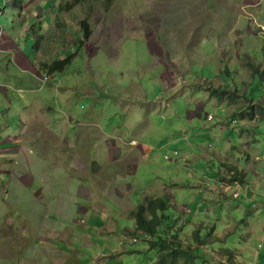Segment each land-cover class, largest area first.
<instances>
[{
    "label": "rangeland",
    "instance_id": "obj_1",
    "mask_svg": "<svg viewBox=\"0 0 264 264\" xmlns=\"http://www.w3.org/2000/svg\"><path fill=\"white\" fill-rule=\"evenodd\" d=\"M263 226L264 0H0V264H264Z\"/></svg>",
    "mask_w": 264,
    "mask_h": 264
},
{
    "label": "trees",
    "instance_id": "obj_2",
    "mask_svg": "<svg viewBox=\"0 0 264 264\" xmlns=\"http://www.w3.org/2000/svg\"><path fill=\"white\" fill-rule=\"evenodd\" d=\"M80 25H81V28H82L83 37L85 39H88L89 36H90V31H88V27H87L86 21H82L80 23ZM251 100H253V99H251ZM249 116H250V118L253 117V112H250ZM234 180H238V181L241 182V180L239 178H237V173L233 174L231 176V178L228 179V181L231 182V184H232V182ZM151 208H153V207L148 206L143 211L135 212L133 216L137 215V216L141 217V218L139 217L137 219L134 218L136 220V226H138L139 229H143V230L147 231L148 233L151 232L154 235L155 231H156V227L159 226V224H160L161 217L159 218L157 215H155L153 218L148 220L145 215L146 214H150V216H152L155 213V211H152L153 209H151ZM186 221H187V218H185L183 223H185ZM178 223H180V221ZM174 229L177 230V231H180L181 228L180 227L177 228V227L174 226ZM189 230L192 231L191 239L196 241V242H198L200 245H203L202 244L203 243L202 239L200 237V234H201L200 231L197 230V229L196 230L192 229V227ZM165 233L167 235V232H165ZM169 237H170V239H167V237L165 239V237L160 235L159 240L154 243V244H157V245H161V249L163 251L162 254L160 255V258L162 259V264H176L177 263V259L179 261H181L182 264H195L197 261H199V259L195 260L196 258H200L199 257L200 254L196 253L197 251H199L198 250L199 249V245H197L198 243L196 244V247H194V249H197V251L195 252L194 249H190L191 254H187V252L189 250L188 249L187 250H181L180 243H179V241L176 240L177 237H178V232L174 233L172 235H169ZM178 248L182 252L181 255L178 254Z\"/></svg>",
    "mask_w": 264,
    "mask_h": 264
},
{
    "label": "crops",
    "instance_id": "obj_3",
    "mask_svg": "<svg viewBox=\"0 0 264 264\" xmlns=\"http://www.w3.org/2000/svg\"><path fill=\"white\" fill-rule=\"evenodd\" d=\"M69 120V122H71V119H68ZM63 122H67V120L66 119H64V121ZM257 132V131H256ZM14 138H16V137H14ZM6 141H9V139L8 138H6ZM257 140H254V142H256ZM17 148H19L18 146H17ZM11 149V148H10ZM258 152V151H257ZM129 155H130V153H129ZM257 155H258V153H257ZM254 156H256V155H254ZM118 158H122V157H118ZM114 160H116L117 161V159L116 158H113ZM119 159V160H120ZM254 159H257V157L256 158H254ZM247 160H251V163H254V162H256L255 160H253V159H251L250 157H249V155H247ZM126 158L125 159H121L120 160V162L121 163H118L120 166H126ZM220 164H222V163H220ZM234 169V168H233ZM236 171L238 172V169L236 168ZM236 171H233L234 173H237ZM2 173H5L4 171L2 172ZM252 173V172H251ZM231 178V177H230ZM216 180H219L220 181V178H216ZM121 189L122 190H124V189H126V185H123L122 187H121ZM247 190H248V188H247ZM190 227H192V225L190 226ZM263 228H264V226H263Z\"/></svg>",
    "mask_w": 264,
    "mask_h": 264
},
{
    "label": "clouds",
    "instance_id": "obj_4",
    "mask_svg": "<svg viewBox=\"0 0 264 264\" xmlns=\"http://www.w3.org/2000/svg\"><path fill=\"white\" fill-rule=\"evenodd\" d=\"M132 216H133V215H132ZM138 230H141V229L138 228ZM143 231H145V230H143ZM144 233H148V232L146 231V232H144ZM157 233H158V232H157V230H156V231H155V234H154V235L152 234V236H155ZM151 240H152V237H151ZM158 240H159V238H158ZM158 240H156V241H153V240H152V244L155 245L154 243L157 242ZM134 241L136 242L137 240L134 239ZM260 247H261V244H259V248H260ZM176 264H179V260H178V259H177V263H176Z\"/></svg>",
    "mask_w": 264,
    "mask_h": 264
},
{
    "label": "built area",
    "instance_id": "obj_5",
    "mask_svg": "<svg viewBox=\"0 0 264 264\" xmlns=\"http://www.w3.org/2000/svg\"><path fill=\"white\" fill-rule=\"evenodd\" d=\"M206 119H207V120H211L212 117H211L210 115H206Z\"/></svg>",
    "mask_w": 264,
    "mask_h": 264
}]
</instances>
